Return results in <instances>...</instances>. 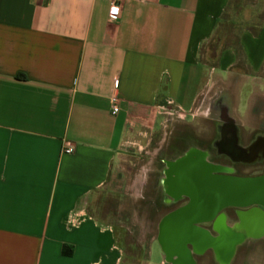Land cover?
Instances as JSON below:
<instances>
[{"label": "crops", "instance_id": "0c3cea01", "mask_svg": "<svg viewBox=\"0 0 264 264\" xmlns=\"http://www.w3.org/2000/svg\"><path fill=\"white\" fill-rule=\"evenodd\" d=\"M223 114L264 129V0H0V264H123L100 194Z\"/></svg>", "mask_w": 264, "mask_h": 264}, {"label": "flooded vegetation", "instance_id": "af4514ba", "mask_svg": "<svg viewBox=\"0 0 264 264\" xmlns=\"http://www.w3.org/2000/svg\"><path fill=\"white\" fill-rule=\"evenodd\" d=\"M222 118L218 125L222 137L208 142L190 130L176 129L159 147L147 168L148 178L142 181V189L150 199L153 210L149 222L154 226L148 235L151 242L160 247L161 264H264V203L254 201L245 206L201 203L195 199L201 190L196 184L172 183L177 176L169 166L192 147L204 155V164L213 167L211 174L215 177H264V129L251 144L235 143L233 123L225 114ZM196 208H203V212L196 215ZM184 213L189 216L179 217L173 223L187 231L171 230L170 217ZM222 230L229 231L225 239L229 237L237 242L231 244L234 247L230 252L218 242L222 239ZM165 237H171L173 246L179 245L175 244L176 240H187L183 246L190 257H185L182 250L170 255ZM194 241H203L200 249Z\"/></svg>", "mask_w": 264, "mask_h": 264}, {"label": "rangeland", "instance_id": "374dc122", "mask_svg": "<svg viewBox=\"0 0 264 264\" xmlns=\"http://www.w3.org/2000/svg\"><path fill=\"white\" fill-rule=\"evenodd\" d=\"M223 34L225 35L224 28L219 31V35ZM209 124V121L199 123L196 129L192 127V130L206 135ZM203 159L204 155L196 147H192L190 151L179 157L177 162L170 165L169 169L175 172L177 178L186 173L196 177L203 170ZM205 169L211 172L213 167L206 165ZM126 172L125 178L122 177L112 182L108 189L100 194L91 211L100 221L107 223L116 231L118 246L123 253V264H160V247L153 244L148 235L154 229L149 222L153 209L150 199L143 192L142 183H139L147 179L148 174L147 172L142 173L141 169L129 175L127 169ZM226 233L228 234L229 231H221L222 239L218 242L226 252H230L234 241L229 237L225 239ZM187 256L190 257V252H187Z\"/></svg>", "mask_w": 264, "mask_h": 264}, {"label": "water", "instance_id": "95a60500", "mask_svg": "<svg viewBox=\"0 0 264 264\" xmlns=\"http://www.w3.org/2000/svg\"><path fill=\"white\" fill-rule=\"evenodd\" d=\"M203 170L196 177H191L188 173L184 174L182 177L174 178L173 184H183L188 185L190 182L196 184V186L201 189L199 192L196 193V201L204 203H218L220 205H236V206H245L247 203L261 202L264 203V177L259 178H219L215 177L208 172L205 168L206 165L202 164ZM173 174L175 172L173 171ZM176 176V174H175ZM203 208H196V215L203 212ZM188 213L184 214H176L170 217L171 219V230L174 228L178 231H187L183 229L182 226L178 224H174L177 218L179 217H188ZM182 229V230H181ZM169 237V236H167ZM165 237V244L169 249V254L172 255L175 252L178 254V250H182L184 252V256H187V250L184 249V244L187 243V240H176L175 244L179 243V245H172L173 241L170 238ZM197 244V249H200V244L203 241H194ZM237 244L234 241L233 244ZM162 245V244H161ZM233 249V245L231 246Z\"/></svg>", "mask_w": 264, "mask_h": 264}, {"label": "built area", "instance_id": "2783aa9c", "mask_svg": "<svg viewBox=\"0 0 264 264\" xmlns=\"http://www.w3.org/2000/svg\"><path fill=\"white\" fill-rule=\"evenodd\" d=\"M110 22H112V23L119 22V18L116 17L114 9L112 10V13H111ZM118 86H119V82L115 79L113 82V91H112V94L110 96L111 112H112V115H114V116L117 115L120 111V102H119V98L117 95ZM73 152H74V149L72 147H69L65 150L66 154H71Z\"/></svg>", "mask_w": 264, "mask_h": 264}]
</instances>
